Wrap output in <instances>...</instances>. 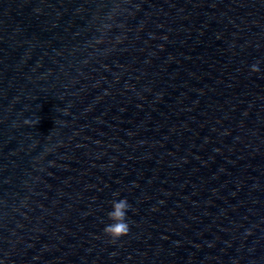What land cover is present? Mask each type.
I'll return each instance as SVG.
<instances>
[{
	"label": "clouds",
	"instance_id": "obj_1",
	"mask_svg": "<svg viewBox=\"0 0 264 264\" xmlns=\"http://www.w3.org/2000/svg\"><path fill=\"white\" fill-rule=\"evenodd\" d=\"M250 71L252 73L260 72L259 62L251 65ZM130 208L129 202L126 198L118 201H113L112 211L108 213L109 219L115 221L104 228V234L111 238L115 243L121 237L127 236L130 231V226L126 222V213Z\"/></svg>",
	"mask_w": 264,
	"mask_h": 264
}]
</instances>
